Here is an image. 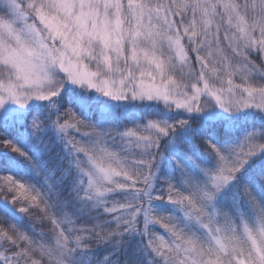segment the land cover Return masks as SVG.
Masks as SVG:
<instances>
[{
    "label": "snow or ice",
    "instance_id": "obj_1",
    "mask_svg": "<svg viewBox=\"0 0 264 264\" xmlns=\"http://www.w3.org/2000/svg\"><path fill=\"white\" fill-rule=\"evenodd\" d=\"M0 264H264V0H0Z\"/></svg>",
    "mask_w": 264,
    "mask_h": 264
},
{
    "label": "trees",
    "instance_id": "obj_2",
    "mask_svg": "<svg viewBox=\"0 0 264 264\" xmlns=\"http://www.w3.org/2000/svg\"><path fill=\"white\" fill-rule=\"evenodd\" d=\"M39 230V229H38ZM161 231H163L162 229H161Z\"/></svg>",
    "mask_w": 264,
    "mask_h": 264
}]
</instances>
